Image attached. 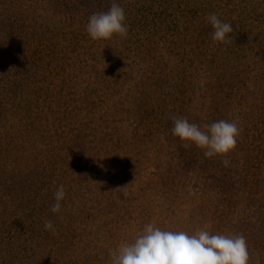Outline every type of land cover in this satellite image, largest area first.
<instances>
[{
  "label": "rangeland",
  "instance_id": "obj_1",
  "mask_svg": "<svg viewBox=\"0 0 264 264\" xmlns=\"http://www.w3.org/2000/svg\"><path fill=\"white\" fill-rule=\"evenodd\" d=\"M10 1H0V10ZM42 1L16 0L19 9L37 8L39 16L58 11L57 2ZM133 1L100 0L105 10L113 2L122 6ZM153 1L160 9L169 6L173 21L152 30V38L140 26L137 35L144 41L147 36L148 43L127 45L119 53L89 39L82 48H89L83 60L72 64L84 88L67 94L72 99L90 93L94 103L91 111L81 98L73 101L77 106L73 120L80 127L86 122L87 159L82 166H73L80 176L67 182L61 211H50L54 195L39 197L48 180L44 172H37V165L51 169L54 159L43 157L47 144L37 146L23 137L27 145L23 165L36 157L28 163L27 173L14 171L11 177L7 167L5 174L0 168L1 201L14 206L23 179L33 182L30 196L38 200L34 204L29 196L24 204L16 203L19 209L35 208L34 229L28 230L24 216L15 214L7 218L13 225H0L7 241L16 238L0 264L27 263L30 254L39 255L43 248L55 261L64 252L65 264H112L115 250L133 242L149 223L189 235L198 230L243 235L248 264H264V0H239L238 8L229 4L234 22L228 43L203 36L205 30L213 32L210 14L230 21L220 8L221 0L205 4L196 0L191 6L178 0L179 5L175 0ZM47 81L43 78L44 84ZM27 91L6 90L0 82V139L7 144L22 140L18 125L27 123L21 133L30 130L34 106L27 104ZM61 110H53L50 117H58ZM175 119L201 127L235 120L240 127L237 145L227 156L206 158L204 149L186 147L173 136ZM122 186H127L126 196L116 190ZM47 213L53 218L49 220ZM45 221L52 222L54 231L45 229ZM10 226L21 231L14 228L10 234ZM46 236L49 241H43Z\"/></svg>",
  "mask_w": 264,
  "mask_h": 264
},
{
  "label": "trees",
  "instance_id": "obj_2",
  "mask_svg": "<svg viewBox=\"0 0 264 264\" xmlns=\"http://www.w3.org/2000/svg\"><path fill=\"white\" fill-rule=\"evenodd\" d=\"M53 1L57 2L58 11H54L55 13L50 15L39 16L36 12L37 8L30 9L29 6L25 10H21L18 8L16 0H11L6 8L0 10L1 85L6 90L11 88L30 89V91H27V94H29L27 104L30 107L34 106V111L28 120L30 130H24L21 133V130L25 128L27 123L18 125L19 130L17 134L22 140L7 144V141L3 142L0 139V145L3 144L0 147L2 148L0 149V158L2 160L0 168H2V173L5 174L4 169L7 167L11 177L14 176V171L27 173L26 168L28 163L34 161L36 157H31L23 165L21 158L24 157L25 159L24 151L27 149L23 137H27L28 142L36 143L37 146L40 142L47 144L46 153L43 154L45 155L43 157H54V159H51L52 171H50V166L37 165V172H44V176H42L48 180V186L40 190V198L53 196L54 190L58 189L61 185L66 188L68 186L67 182H71L72 184L80 176V172L75 173L73 166L75 167L78 163L82 166L83 162L87 159L86 144L83 142L86 122L80 127L73 120L75 108H77L73 101L81 98L83 100L81 102L89 106V109L92 111L91 107L94 100L89 96L90 93L82 96H73L72 99L67 93L68 91L71 92L84 88L82 83L75 77L72 64L82 61L84 53L89 49L82 50L87 41L91 39L86 32L89 17L94 13L105 12L110 8L108 6L106 10L103 9L100 0H43L42 2L49 4ZM178 1L191 6L196 0ZM178 1L175 5H179ZM197 1L200 2V0ZM202 1L203 4L206 3V0ZM153 2V0H134L132 3H122L121 7L124 9L125 23L128 27L127 36L93 42L105 43L104 46L107 45L110 51L115 50L119 53L127 45L148 43L147 34H149V38H152L154 35H152V30L157 32L156 30L159 26L167 24L168 21H173L170 11L167 10L170 8L169 6L165 9H160L159 7H155L152 4ZM172 2L173 0H170L169 4ZM229 4H232L234 8L242 6H240L239 0H221V10L230 17V21H225V23L229 22L233 27L234 19L228 12L231 8ZM208 6L213 7L212 2ZM43 8L40 7L39 9L42 10ZM199 8L201 9V5ZM243 10L244 7L240 9V11ZM140 26L145 28L146 41L137 35ZM203 36L209 41L211 33L205 30L203 31ZM43 78L48 79L45 84L43 83ZM33 94L36 96L35 98L32 97ZM31 99L34 103L31 102ZM58 109H62L60 115L58 117H50L53 110ZM24 166L25 168L18 169ZM53 171L55 172L54 175L52 174ZM52 176L53 180L50 181ZM17 180L20 182L19 179ZM21 182L23 186L22 192L15 198V200L19 198L15 202H22L24 204L29 200V196L34 190V184L32 181L29 183L24 179ZM30 198L34 199V204L38 202L35 196H30ZM7 203L9 204L6 200H0V225L6 226V222H8V225H13L14 223L8 221L7 218L15 214L20 217L24 216L22 220H24V224L28 230H30V226L34 229L33 225L36 219H34L31 211L34 212L35 208L24 207L19 209L16 203H14V206H9ZM46 216L49 220L53 218L48 213ZM14 228H18L21 231L18 226H10V234ZM37 228L38 226H35V230ZM5 232L0 233L1 259H4V254L15 247L13 242L16 238L12 236L7 241ZM44 240L49 241L50 237L46 236ZM19 241L20 237L18 238ZM44 249L39 252V255L30 254L27 257V263L24 264H62L63 260V264L66 263L67 256L64 252H61L57 261H55L44 252ZM3 264L12 263L7 261Z\"/></svg>",
  "mask_w": 264,
  "mask_h": 264
},
{
  "label": "clouds",
  "instance_id": "obj_3",
  "mask_svg": "<svg viewBox=\"0 0 264 264\" xmlns=\"http://www.w3.org/2000/svg\"><path fill=\"white\" fill-rule=\"evenodd\" d=\"M213 32V42L228 43V34L233 31L231 24L222 22L216 14L207 17ZM86 32L93 40H111L126 37L124 9L113 2L105 12L94 13L89 17ZM251 87V85H249ZM173 136L182 142L194 144L204 149V156H227L232 152L240 134L238 122L219 120L210 125L199 126L187 119H175L171 129ZM222 163L227 166L228 161ZM128 186V185H127ZM127 186L120 190L127 195ZM66 193L63 185L54 193L55 203L50 211L59 213L61 201ZM46 230H53L51 221H45ZM249 254L243 235L229 236L210 234L198 230L189 235L184 231L161 230L149 223L131 243H122L114 252L112 264H248Z\"/></svg>",
  "mask_w": 264,
  "mask_h": 264
}]
</instances>
